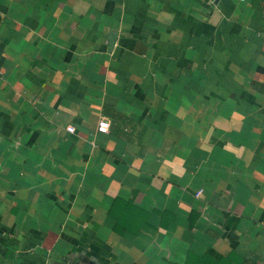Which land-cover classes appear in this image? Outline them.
I'll use <instances>...</instances> for the list:
<instances>
[{
	"label": "crops",
	"instance_id": "obj_1",
	"mask_svg": "<svg viewBox=\"0 0 264 264\" xmlns=\"http://www.w3.org/2000/svg\"><path fill=\"white\" fill-rule=\"evenodd\" d=\"M0 264H264V0H0Z\"/></svg>",
	"mask_w": 264,
	"mask_h": 264
},
{
	"label": "built area",
	"instance_id": "obj_2",
	"mask_svg": "<svg viewBox=\"0 0 264 264\" xmlns=\"http://www.w3.org/2000/svg\"><path fill=\"white\" fill-rule=\"evenodd\" d=\"M109 127V121L105 117H101L97 122V129L100 131H107ZM68 130H73L72 126H68Z\"/></svg>",
	"mask_w": 264,
	"mask_h": 264
},
{
	"label": "trees",
	"instance_id": "obj_3",
	"mask_svg": "<svg viewBox=\"0 0 264 264\" xmlns=\"http://www.w3.org/2000/svg\"><path fill=\"white\" fill-rule=\"evenodd\" d=\"M120 203H122L121 198H119V197L114 198L113 203H112V205H111V208L109 209V213H110L111 215L114 214L115 209L118 207V205H119Z\"/></svg>",
	"mask_w": 264,
	"mask_h": 264
}]
</instances>
